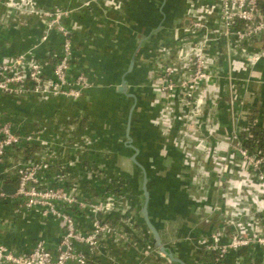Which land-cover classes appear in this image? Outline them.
<instances>
[{
	"label": "crops",
	"instance_id": "0c3cea01",
	"mask_svg": "<svg viewBox=\"0 0 264 264\" xmlns=\"http://www.w3.org/2000/svg\"><path fill=\"white\" fill-rule=\"evenodd\" d=\"M83 1L0 0V61L28 51L33 53L42 43L41 36L47 32L45 19L34 15L33 9L69 8L71 11L64 21L73 30L71 56L74 55L76 63L72 66L76 70L77 65H81L79 70L84 71L92 83L77 99L0 93V123L8 122L22 133L39 131L42 141L28 143L18 150L16 147L7 149L0 163V176L8 175L3 183L14 185V166L26 160L51 163L58 171L57 176L69 177L76 187H84L99 197L104 196L100 191L108 178L131 177L120 168V160L130 173L129 166L133 165L117 150L120 145L116 142L118 133H114L116 117L114 113L108 116V102L115 96L128 101V97L116 91V86L134 53L127 85L140 102L154 108L149 124L155 129L158 145L156 155H148L150 161L145 160L148 166L159 168L160 178L158 191L150 198L149 216L174 255L187 264H208L211 258L199 250L196 240L214 232L221 235V241H227L233 231L227 223L230 218L246 230L252 220L247 215L251 199L264 200V191L254 183L251 185L258 191L252 197L247 186L248 190H244L248 174L237 164L238 158L228 145L231 134L244 124V112H250L258 121L264 120V59L254 67H244L240 65V62L245 63L240 50L246 44L218 39L208 48L210 55L216 58L210 70L218 90L211 89L210 84L202 87L191 108L178 101L163 100L154 90L156 56L164 47V56L170 55L173 59L176 54L190 53L189 45H180L186 41L183 37L190 25L189 5L207 7L204 17L213 28L217 25V11L211 7L213 0H95L88 7L81 5ZM160 22L161 28L155 30ZM51 31L43 49L58 54L61 35ZM81 119L86 120L88 126L81 123ZM72 125L75 128L70 127ZM70 128L73 136L86 135L92 142L82 153L76 154L72 144L65 143L70 134L66 130ZM145 129L138 133L142 139L147 137ZM198 138L213 156L207 164L204 162L201 176L197 174L198 166L187 161L188 153L205 160L206 151L198 146ZM82 161L97 165L98 176L90 177L91 165L85 167ZM105 162L106 170L103 169ZM54 170L46 174L48 181L53 180ZM232 180L240 181L239 192L238 188L231 187ZM130 182L134 183L133 177ZM226 185H230L228 193ZM122 195L118 197L116 211L132 223L119 219L116 227L128 240H114L105 235L99 247L89 253L87 264H163L159 249L141 220L140 195ZM126 206L130 207L128 211L124 210ZM209 208L213 211L207 213ZM254 222L253 228L264 233V212ZM139 232L145 236L144 240L135 237ZM58 236L59 228L53 219L42 217L36 209L23 207L12 196L0 199V242L16 251H25L36 238L51 246ZM221 264H264V251L258 247L230 251Z\"/></svg>",
	"mask_w": 264,
	"mask_h": 264
},
{
	"label": "built area",
	"instance_id": "2783aa9c",
	"mask_svg": "<svg viewBox=\"0 0 264 264\" xmlns=\"http://www.w3.org/2000/svg\"><path fill=\"white\" fill-rule=\"evenodd\" d=\"M94 1L84 0L81 5L88 7ZM213 2L214 6L211 7L217 11V25L213 28L207 25L208 19L204 17L208 11L207 7H195L192 3L189 5L190 25L183 37L186 41L183 40L184 43L182 41L180 45L181 47L184 44L189 45L190 53L182 56L176 54V58L173 59L170 55L164 56L165 47L160 48L161 51L155 59L154 90L163 100L178 101L191 108L196 104L202 87L210 84L211 89L218 90L210 70L216 58L208 52L211 43L218 39L235 40L246 44L240 50L245 62L244 64L240 62V65L244 67H254L264 59V0H213ZM70 11L71 9L62 7H37L32 11L34 15L45 19L47 32L41 36V41L47 39L51 30L61 35L59 60L52 68V78L43 76L45 61L35 59L30 51L20 53L0 61V93L77 99L90 88L92 83L87 74L82 70H75L70 63L73 30L69 29L64 21ZM26 82L30 83L29 88L24 86ZM243 115L244 124L231 134L228 145L238 158L237 164L248 174V183H243V186L244 190L250 189L249 195L252 197L258 190L251 184L254 183L260 191H264V151L257 145L251 148L243 145L242 137L239 135L247 136L255 124L254 120L249 119L250 112H244ZM77 140L80 142L72 143L73 147L75 145L76 154L82 153L91 144L85 135H80ZM36 141L42 142L39 131L22 133L16 131L8 122L0 123V163L7 149L16 147L18 150ZM197 142L198 146L206 151L205 160L188 153L191 159L188 156L187 161L190 165L194 163L198 166L197 174L201 176L204 165L213 156L212 151L209 152L201 139L198 138ZM196 150L200 151L198 148ZM89 168L91 169L90 173L88 171L89 176L97 177L100 172L97 165H91ZM50 169L54 170L52 164L43 160H26L16 164L14 190L10 193L12 195L1 189L8 175L0 176V199L12 196L23 207L36 209L42 217L56 221L59 228L58 239L51 246L43 239L36 238L27 250L16 251L0 242V264H87L89 253L99 247L105 235H110L114 240H128L125 233L117 229V223L110 224L101 218L102 214L107 212L118 213L116 205L120 201L119 192H108L99 197L89 193L84 187H76L70 178L64 175L57 176V169L53 172L55 173L52 176L53 180L48 181L46 174ZM222 169L227 170L226 167ZM229 183L233 189L238 188V192L240 191V181L232 180ZM229 186L226 185L225 188L227 193ZM245 186L248 189H245ZM115 194L118 196H114ZM129 209L130 207L126 206L124 210ZM79 211L83 213L82 217L79 216ZM212 211L213 209L209 208L207 213ZM263 212L264 200L252 198L247 206V215L252 219L251 226L246 230L241 229L236 224L237 221L230 218L227 223L231 224L233 231L227 241H221V235L213 232L205 239L196 240V245L199 246V250L210 256V264H221L230 251L253 247L264 251V233L253 228L256 223L254 220H258ZM230 213L234 214L232 210ZM121 220L127 224L132 223L131 219L129 221L124 216ZM135 237L141 238L138 234ZM158 254L163 257V264H175L159 250Z\"/></svg>",
	"mask_w": 264,
	"mask_h": 264
},
{
	"label": "trees",
	"instance_id": "16d2710c",
	"mask_svg": "<svg viewBox=\"0 0 264 264\" xmlns=\"http://www.w3.org/2000/svg\"><path fill=\"white\" fill-rule=\"evenodd\" d=\"M155 26V25H154ZM53 31H51V33H52ZM59 40V39H58ZM45 41H42V43H39V45L37 46V50L36 51H34L32 54H33V57L35 58V59H37V60H41V61H45L46 62V67L48 66L49 68L47 69L46 67H45V69H44V74H43V76H45V77H48V78H52V68H53V66H54V64L59 60V56H58V54H54V53H51V52H46L43 48L45 47L44 45H45V43H44ZM59 45H61V40H59ZM60 53V52H59ZM70 63H76V61H75V59H74V55L73 56H71V58H70ZM77 69L79 70V69H82V67H81V65H77ZM26 88H29V86H30V83L29 82H26V84L24 85ZM147 93V92H146ZM117 94V93H116ZM136 94V93H135ZM140 96H142L141 94H140ZM148 96V95H147ZM136 97H137V95H136ZM145 97V96H144ZM146 98V97H145ZM127 107H126V109H125V112H124V114L127 112V110H128V107H129V105H130V103H131V98H128V101H127ZM138 111H140L141 113H142V120H141V125H140V127H139V123H138V126H136L135 127V125H133V120H134V116L136 115V114H138V113H136V112H138ZM153 111H154V108L153 107H151L148 103H146V102H140L139 100H138V97H137V103H136V105H135V107H134V110H133V114H132V119H131V125H130V135H131V137H132V139H133V144H135L138 148H139V153H138V155H137V159L145 166V168L147 169V171H148V177H149V191H150V197H149V204H148V207L150 208V198H151V196L153 195L152 193H153V191H152V189H151V185H152V183L154 182L153 180H157V179H160L159 178V175L157 174V171H158V167H157V169H154V170H152V169H150L149 167H148V164L146 163V161L143 159V157H142V155H143V151H142V144H139V143H137V140H135L134 138H133V136H135V135H139L138 133L140 132V130L141 129H144V128H147V129H145L146 130V135H147V137H144V138H146V140H148L149 141V148H150V151L149 152H151V153H149V155H156V152H155V149H156V147L158 146L157 145V141H156V137L157 136H155V129H154V127L153 126H151L150 124H149V121L150 120H152L151 119V114L153 113ZM249 119L251 120V121H255V124L253 125V127H252V129H251V131L249 132V134L246 136H244V135H239V136H241L242 137V143H243V145L244 146H246L247 148H251V147H253V146H255V145H257L259 148H260V150L261 151H264V120H263V122L262 121H258L257 119H256V117L255 116H253V115H250V117H249ZM85 123L86 125L85 126H88L87 125V123H86V120H83V119H81V123ZM124 129V128H123ZM123 129H122V133H123ZM157 135V134H156ZM136 138V137H135ZM140 140H142V138H140ZM143 141V140H142ZM124 149L126 150V151H124ZM128 149V150H127ZM26 150L27 149H25L24 150V152H26ZM117 150L119 151V152H121L122 153V151H123V153H130L131 152V150H130V148H128V147H126V146H124L123 144H122V141H121V143H120V147L118 146V148H117ZM148 155V154H147ZM93 158V157H92ZM83 160V159H82ZM83 162V164L85 165V167H87V166H89V165H93L92 163H90V162H86V161H82ZM87 163V164H86ZM158 163V162H157ZM94 164H97L96 163V160H95V162H94ZM103 165H104V167H103V169L104 170H106L107 168H106V166L108 165L106 162L105 163H103ZM139 176V178H140V174L138 175ZM69 178V177H68ZM111 182H106V184H105V186L102 188L103 190H101L100 192L102 193H110V192H119V193H122L123 191H122V186H123V184L117 179V177H115V178H110L109 179ZM113 183V184H112ZM124 189H125V187H123ZM124 194V193H123ZM150 212V211H149ZM79 216L80 217H82L83 216V213L82 212H80L79 211ZM103 220H105V221H107L108 223H110V224H116V223H118V221H119V219L121 220L122 219V217H120L119 215H118V213H116V212H114V211H111V212H107V213H104V214H102V217H101ZM153 221V220H152ZM153 223H154V221H153ZM155 225H157L156 223H154ZM157 228H158V225H157ZM139 237H141V239L142 238H144V235L143 234H141V232H139Z\"/></svg>",
	"mask_w": 264,
	"mask_h": 264
},
{
	"label": "water",
	"instance_id": "95a60500",
	"mask_svg": "<svg viewBox=\"0 0 264 264\" xmlns=\"http://www.w3.org/2000/svg\"><path fill=\"white\" fill-rule=\"evenodd\" d=\"M162 24L161 22L154 28L155 30H159L161 28ZM140 45V44H139ZM134 57L135 54L132 53L130 55L128 64L126 68L121 72L119 83L116 86V91L118 93H121L122 95L131 98V103L128 107V110L126 112V119H125V126L123 129V136L124 139L122 141V144L128 148H130V153H124V155L131 161L132 165L134 166L135 172L140 174V206H139V212L141 214V220L145 227L148 229L152 236V241L155 247L159 249L160 252H162L171 262L175 264H187L186 261H184L182 258H180L177 255H174L171 249L167 244H165L159 234L157 225H155L152 221V219L149 216L148 213V202L150 197V191H149V177H148V171L145 168V166L137 159V155L139 153V148L133 144V139L130 135V125H131V119L134 107L137 102V97L134 92H132L128 85H127V76L128 73L131 71L134 63ZM150 169L154 170L153 167L148 166ZM1 189L10 194L14 190L13 184L3 183L1 185Z\"/></svg>",
	"mask_w": 264,
	"mask_h": 264
},
{
	"label": "rangeland",
	"instance_id": "374dc122",
	"mask_svg": "<svg viewBox=\"0 0 264 264\" xmlns=\"http://www.w3.org/2000/svg\"><path fill=\"white\" fill-rule=\"evenodd\" d=\"M110 93H112V92H110ZM111 95V94H110ZM110 97H112V96H110ZM112 99V102H108V104L110 105V107H109V113H108V116L109 117H111L110 115L112 114V113H114V117H116V121L114 120V127H116V128H114V133H118V137H117V140H116V142H117V145H120V143H121V141H123V139H124V136H123V133H122V129L124 128V126H125V119H126V113L124 114V112H125V109H126V107H127V101L126 100H123V99H121V98H119L118 96H115V97H113V98H111ZM108 106V105H107ZM136 113H139V112H136ZM141 113V112H140ZM142 119H141V117H139V114H136L135 116H134V120H133V125H135V127L136 126H138V123H139V127H140V125H141V121ZM70 127H74L73 125L72 126H70ZM72 128H70V129H68V130H66V131H70V134H67V138H68V141H65V143H67V142H69L70 144H72V143H76V141H79V140H77V139H79V137H80V135H76V136H73L72 135V133H71V131L73 130ZM75 128V127H74ZM72 129V130H71ZM141 136V135H140ZM140 136L139 135H135V136H133V138L135 139V140H137V143H139V144H142V151H143V155H142V157H143V159L144 160H148V161H150V158L148 157V155H149V153H151V152H149L150 151V148H149V141L148 140H146V138L144 139H142V140H140ZM72 137V139H69V138H71ZM136 137V138H135ZM85 138H88L86 135H85ZM55 140H58V141H60L58 138H54ZM71 140H72V142H71ZM74 140V141H73ZM80 142V141H79ZM92 143V142H91ZM81 145H83V144H81ZM73 146V145H72ZM74 147H75V145H74ZM76 150H78V149H76ZM128 150V149H127ZM124 151H126L125 149H124ZM122 153H123V151H122ZM148 154V155H147ZM124 158H126V157H124ZM126 160V159H125ZM120 168H121V170L125 173V174H130L131 175V177H133V179H134V183H132V182H130L129 183V181H130V178L131 177H127V176H117V179L123 184V186H122V193H120V194H123V193H128V194H133V195H137V194H139L140 195V178H139V174L138 173H136L134 170H133V166H129V169L130 170H132V172L130 173L129 171H128V168H127V165H125L124 163H123V161L122 160H120ZM124 174V175H125ZM123 177H126V178H128L129 179V181L126 179V180H124V178ZM110 178H108L107 180H106V182H109L110 180H109ZM154 182L152 183V185L150 186L151 187V189H152V191H153V193L155 194L156 193V190L158 191V187L160 186L159 185V182L160 181H158V179L155 181V180H153ZM132 183V184H131ZM113 184V183H112ZM134 185V186H133ZM123 187H125V189L123 188ZM157 187V188H156ZM124 195V194H123Z\"/></svg>",
	"mask_w": 264,
	"mask_h": 264
}]
</instances>
